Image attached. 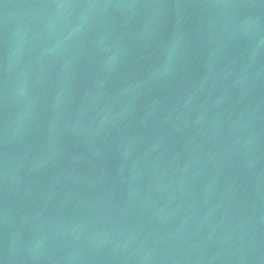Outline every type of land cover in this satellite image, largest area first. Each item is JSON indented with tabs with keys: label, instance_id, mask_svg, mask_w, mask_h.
Returning <instances> with one entry per match:
<instances>
[{
	"label": "water",
	"instance_id": "1",
	"mask_svg": "<svg viewBox=\"0 0 264 264\" xmlns=\"http://www.w3.org/2000/svg\"><path fill=\"white\" fill-rule=\"evenodd\" d=\"M0 264H264V0H0Z\"/></svg>",
	"mask_w": 264,
	"mask_h": 264
}]
</instances>
